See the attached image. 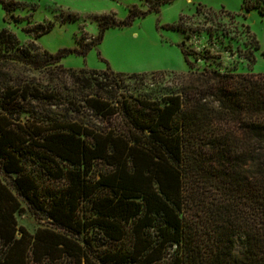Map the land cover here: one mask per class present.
I'll return each instance as SVG.
<instances>
[{
  "label": "trees",
  "instance_id": "obj_1",
  "mask_svg": "<svg viewBox=\"0 0 264 264\" xmlns=\"http://www.w3.org/2000/svg\"><path fill=\"white\" fill-rule=\"evenodd\" d=\"M146 11L55 52L0 29V264H264V72L192 68L185 48L186 72L60 63ZM19 195L46 224L17 223Z\"/></svg>",
  "mask_w": 264,
  "mask_h": 264
},
{
  "label": "rangeland",
  "instance_id": "obj_2",
  "mask_svg": "<svg viewBox=\"0 0 264 264\" xmlns=\"http://www.w3.org/2000/svg\"><path fill=\"white\" fill-rule=\"evenodd\" d=\"M240 4L241 0H172L158 10L146 11L142 0H16L8 10L0 3V29L12 31L22 43L33 40L55 52L78 46L81 35L86 39L96 36L101 16L125 20L135 7L145 14L107 27L100 42L86 54L69 53L60 63L65 67L109 68L124 73L186 72L191 67L181 50L185 48L196 53L197 59L193 53L187 55L192 68L263 73L264 15L254 8L244 10ZM37 25L50 28L35 36L37 29L33 28ZM254 42L257 46L251 47ZM206 48L219 56L207 55ZM248 49L252 60L244 56ZM24 73L39 76L35 69ZM25 117L26 113H22ZM18 197L23 207L15 214L18 224L29 231L46 224L45 216Z\"/></svg>",
  "mask_w": 264,
  "mask_h": 264
}]
</instances>
